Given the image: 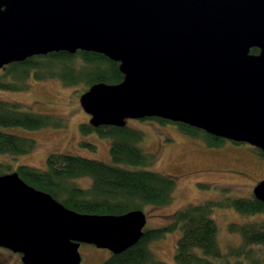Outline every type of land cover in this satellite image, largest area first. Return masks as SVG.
Segmentation results:
<instances>
[{"label":"water","instance_id":"95a60500","mask_svg":"<svg viewBox=\"0 0 264 264\" xmlns=\"http://www.w3.org/2000/svg\"><path fill=\"white\" fill-rule=\"evenodd\" d=\"M78 51L124 77L81 95L92 127L158 118L264 154V0H0V69ZM253 196L264 203V180ZM146 225L142 210L81 214L0 175V248L22 264H80L81 245L118 255Z\"/></svg>","mask_w":264,"mask_h":264},{"label":"trees","instance_id":"16d2710c","mask_svg":"<svg viewBox=\"0 0 264 264\" xmlns=\"http://www.w3.org/2000/svg\"><path fill=\"white\" fill-rule=\"evenodd\" d=\"M251 53L259 52L252 49ZM31 77L37 81L58 79L68 87L82 84L83 92L97 83L119 84L124 78L119 64L103 55L59 52L8 65L0 73V91L22 92L28 88L26 81ZM145 120L174 124L185 136L201 139L209 148H219L225 142L188 125L158 118ZM64 126L61 119L33 113L20 103L0 100V156L16 160L37 147L35 140L5 129L39 130ZM80 130L84 134L96 133L111 139V163L53 153L47 157L44 171L29 166H19L11 171V163L0 162V175L17 172L28 185L50 194L66 208L81 214L121 215L132 210L143 211L147 205L162 207L172 203L175 180L146 170L153 165L155 158L140 147L144 140L141 131L127 125L94 128L89 123L80 124ZM252 149L264 159L259 149ZM85 179L90 180V185L80 186L79 182ZM216 209H232L242 216L261 220L229 225V232L238 234L241 244L223 251L218 242L217 224L212 219ZM176 232L180 235L175 244V264H264V257L255 250L264 248V203L253 195L248 199L225 197L187 205L178 210L168 224L144 229L136 245L118 255L110 253L102 264H166L154 257L150 244Z\"/></svg>","mask_w":264,"mask_h":264},{"label":"rangeland","instance_id":"374dc122","mask_svg":"<svg viewBox=\"0 0 264 264\" xmlns=\"http://www.w3.org/2000/svg\"><path fill=\"white\" fill-rule=\"evenodd\" d=\"M2 70H0V73ZM28 88L19 91H0V100L16 102L36 114L50 115L65 122L62 128L47 127L39 130L8 128L6 132L36 141V149L25 156L11 160L0 156V162L11 163L12 170L29 166L46 170L50 154L63 153L111 163L109 148L111 139L96 133L84 134L80 124L89 123L91 116L81 108L82 84L76 87L63 85L58 79L26 81ZM126 125L141 131L144 140L140 147L153 155L155 162L146 170L169 176L175 180L173 201L167 206L147 205L143 208L147 217L145 229H155L168 224L172 216L190 204H200L225 197L248 199L254 188L264 180V159L247 144L225 142L219 148H209L201 139L185 136L174 124L156 120H127ZM80 186L88 187L90 180H81ZM212 219L218 227L220 248L241 244L238 234L229 232V225L261 220L259 217L242 216L230 209H216ZM179 233L150 244L154 257L166 264H175L174 250ZM264 257V248H255ZM80 264H102L110 252L92 245H81ZM0 264H22L20 255L0 248Z\"/></svg>","mask_w":264,"mask_h":264},{"label":"flooded vegetation","instance_id":"af4514ba","mask_svg":"<svg viewBox=\"0 0 264 264\" xmlns=\"http://www.w3.org/2000/svg\"><path fill=\"white\" fill-rule=\"evenodd\" d=\"M7 66H8V65H7ZM7 66H5L4 68H2V69H0V70L4 71V70L6 69Z\"/></svg>","mask_w":264,"mask_h":264}]
</instances>
